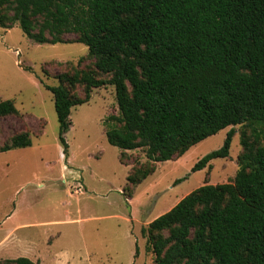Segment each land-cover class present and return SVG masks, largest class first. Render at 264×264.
<instances>
[{"label":"trees","instance_id":"1","mask_svg":"<svg viewBox=\"0 0 264 264\" xmlns=\"http://www.w3.org/2000/svg\"><path fill=\"white\" fill-rule=\"evenodd\" d=\"M15 25L36 44H84L95 59L94 70L46 86L66 158L72 108L106 86L115 87L119 109L104 122L109 144L142 149L152 163L182 157L232 127L192 171L210 168L229 157L241 126L234 181L197 188L141 232L154 264H264V0H0V27ZM76 86L83 98L72 94ZM17 113L13 101H0V127ZM31 146L20 133L0 154ZM151 172L132 170L128 182L135 187Z\"/></svg>","mask_w":264,"mask_h":264},{"label":"rangeland","instance_id":"2","mask_svg":"<svg viewBox=\"0 0 264 264\" xmlns=\"http://www.w3.org/2000/svg\"><path fill=\"white\" fill-rule=\"evenodd\" d=\"M94 63L84 44L40 45L19 25L0 27V101H13L18 110L2 119L0 146L20 133L32 140L29 148L0 154V261L154 264L142 229L197 188L234 181L243 153L241 126L233 128L229 157L198 172L195 164L220 149L232 127L162 163L149 162L142 149L124 152L109 144L104 122L119 113L114 86L93 89L88 103L72 108L66 158L46 86L94 70ZM71 92L84 97L83 86ZM141 168L152 172L133 187L128 177Z\"/></svg>","mask_w":264,"mask_h":264},{"label":"built area","instance_id":"3","mask_svg":"<svg viewBox=\"0 0 264 264\" xmlns=\"http://www.w3.org/2000/svg\"><path fill=\"white\" fill-rule=\"evenodd\" d=\"M80 192V190H77V193H79Z\"/></svg>","mask_w":264,"mask_h":264},{"label":"crops","instance_id":"4","mask_svg":"<svg viewBox=\"0 0 264 264\" xmlns=\"http://www.w3.org/2000/svg\"><path fill=\"white\" fill-rule=\"evenodd\" d=\"M29 259V258H28ZM31 260V259H30ZM32 261V260H31ZM33 262V261H32Z\"/></svg>","mask_w":264,"mask_h":264}]
</instances>
